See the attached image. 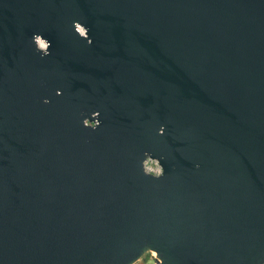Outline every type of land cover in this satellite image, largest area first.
<instances>
[{
  "label": "water",
  "instance_id": "1",
  "mask_svg": "<svg viewBox=\"0 0 264 264\" xmlns=\"http://www.w3.org/2000/svg\"><path fill=\"white\" fill-rule=\"evenodd\" d=\"M149 249L264 264V0H0V264Z\"/></svg>",
  "mask_w": 264,
  "mask_h": 264
},
{
  "label": "clouds",
  "instance_id": "2",
  "mask_svg": "<svg viewBox=\"0 0 264 264\" xmlns=\"http://www.w3.org/2000/svg\"><path fill=\"white\" fill-rule=\"evenodd\" d=\"M72 28L75 35L79 39L85 41L87 46L90 47L93 44L92 39L89 37V29L85 25L81 24L80 22H73ZM31 43L34 45V50L40 55L41 59H44L50 55L51 43L47 39L43 38L42 35L33 34L31 37ZM61 94V91H56L55 93L57 97H59ZM42 103L47 105L50 103V101L48 99H44ZM99 116V111L92 112L90 114V118H85L82 120V127L95 131L98 127H100ZM156 134L158 136H163L165 134V127L160 126ZM143 157L144 158L140 165L142 174L145 177H150L153 179L162 178L165 174L164 168L161 165V159L163 158H152L148 152L143 153ZM132 264H163V261L159 258L157 251L149 249L144 251L138 259L132 261Z\"/></svg>",
  "mask_w": 264,
  "mask_h": 264
}]
</instances>
